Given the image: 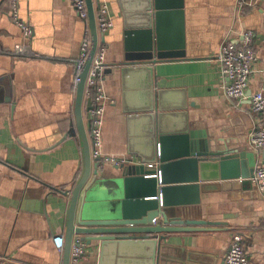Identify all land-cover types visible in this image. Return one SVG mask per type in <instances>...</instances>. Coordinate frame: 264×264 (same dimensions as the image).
Listing matches in <instances>:
<instances>
[{
  "label": "crops",
  "instance_id": "1",
  "mask_svg": "<svg viewBox=\"0 0 264 264\" xmlns=\"http://www.w3.org/2000/svg\"><path fill=\"white\" fill-rule=\"evenodd\" d=\"M18 3L20 18L33 30L28 41L11 21L9 0H0V264H62V254L52 239L64 234L69 204L65 193L84 171L73 77L87 24L76 16L72 0ZM104 3L113 28L100 39L106 45L108 66L103 85L114 104L106 108L104 116L103 154L139 161L146 133L141 124L136 127L133 147L128 136V117L133 113L128 110L141 96L147 97L141 105L147 106L153 99L147 92L149 73L136 69L146 66L153 67L155 102L157 92H165V104L183 107L153 111L169 115L164 125L170 132L180 128L175 122L188 125L190 130L205 133L210 150L245 155L241 159L244 177L213 182L199 205L176 210L178 220L206 224L166 234L158 264H223L236 231L244 235L248 264H264V193L250 181L256 167L264 164V149H253L247 138L251 128L264 124V113L252 114L248 98L236 102L224 95L227 80L216 59L223 41L237 44L244 31H253L256 61L247 96L264 84V0H184V55L155 65H132L124 77L117 66L123 56L124 16L117 0H93L95 14ZM129 8V21L135 27L140 6L131 2ZM167 28L168 52H181L175 49L178 40L173 24ZM24 48L29 56L17 54ZM86 108L84 98L82 115L89 140ZM102 165L114 174L110 166ZM166 212L174 219L173 210ZM159 223L157 220L156 225ZM98 256L97 244L88 246L80 264H97Z\"/></svg>",
  "mask_w": 264,
  "mask_h": 264
},
{
  "label": "water",
  "instance_id": "2",
  "mask_svg": "<svg viewBox=\"0 0 264 264\" xmlns=\"http://www.w3.org/2000/svg\"><path fill=\"white\" fill-rule=\"evenodd\" d=\"M88 26L92 36L90 56L83 68L76 88L74 115L76 127L82 140L84 171L78 183L65 195L69 196L65 215L64 247L62 264H70V252L74 237L88 246L97 244V264H158V253L166 234L191 231L204 221L178 220L179 209L199 205L202 194L213 182L236 180L244 177L243 153H219L210 150L205 133L190 130L188 125L174 123L179 129L170 132L164 125L169 115L153 111L183 108L165 104V92H157L154 99L153 67H142L149 73L148 93L152 95L149 105L139 102L147 100L141 96L128 110L129 142L135 146L137 126L144 129L146 139L139 147V161L135 163L107 164L100 159L92 161L89 140L82 115L84 85L92 57L96 50V32L93 0H85ZM124 16L123 56L118 62L122 77L138 63L155 65L174 55H184V0H117ZM139 4V21L134 27L130 23L129 3ZM137 10V11H138ZM174 27L178 40L175 49L168 52L166 26ZM124 110L126 100L123 102ZM86 111L91 110V100L86 99ZM149 111V114H136ZM147 135L149 137H147ZM148 142V143H147ZM129 152L131 150L129 149ZM230 169V170H229ZM232 174V175H231ZM231 175V176H230ZM251 174L250 178L252 177ZM230 183V182H222ZM228 185V184H223ZM56 215L60 213L56 206ZM167 209L174 211L169 218ZM177 210V211H176ZM159 224H153V220Z\"/></svg>",
  "mask_w": 264,
  "mask_h": 264
},
{
  "label": "built area",
  "instance_id": "3",
  "mask_svg": "<svg viewBox=\"0 0 264 264\" xmlns=\"http://www.w3.org/2000/svg\"><path fill=\"white\" fill-rule=\"evenodd\" d=\"M9 2L11 21L21 30L23 39L28 41L33 33L32 27L20 18L18 0H9ZM72 6L76 16L87 24L80 42L79 56L74 62L73 87L76 90L80 74L90 56L92 36L88 26L86 1L72 0ZM95 22L98 42L87 73L83 92L84 98L91 100V110L89 111L90 155L91 158L100 159L101 164L135 163L133 158L106 156L102 152L104 116L106 108L114 104V99L107 94L103 85L108 66L106 62V45L101 43L100 39H104L105 35L113 28V20L107 4L100 5L98 14H95ZM254 37V32L247 30L242 33V39L237 44L230 40L223 41L216 54V59L220 65V72L227 80V84L223 88L224 95L236 102L248 98L249 111L254 115H260L264 113V84L247 96L249 80L254 72L253 68L256 61V52L253 45ZM17 54L29 56L25 48ZM247 138L248 144L253 149L257 151L264 149V124L251 128ZM250 181L261 193H264V164L256 167ZM153 224H156L155 219ZM262 226L264 227V220L262 221ZM231 238L223 264H248L244 235L236 231L232 233ZM52 242L62 254L64 247L63 236H54ZM87 247L86 243L80 242L76 237L71 247L70 264H80Z\"/></svg>",
  "mask_w": 264,
  "mask_h": 264
},
{
  "label": "rangeland",
  "instance_id": "4",
  "mask_svg": "<svg viewBox=\"0 0 264 264\" xmlns=\"http://www.w3.org/2000/svg\"><path fill=\"white\" fill-rule=\"evenodd\" d=\"M124 157H127V156H124Z\"/></svg>",
  "mask_w": 264,
  "mask_h": 264
}]
</instances>
